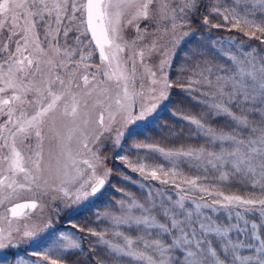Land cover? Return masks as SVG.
I'll list each match as a JSON object with an SVG mask.
<instances>
[{
    "label": "snow or ice",
    "instance_id": "1",
    "mask_svg": "<svg viewBox=\"0 0 264 264\" xmlns=\"http://www.w3.org/2000/svg\"><path fill=\"white\" fill-rule=\"evenodd\" d=\"M164 111L203 143H135L147 156L133 162L130 126ZM113 150L143 199L110 182ZM98 205L115 207L47 232L38 260L15 251ZM37 208L43 223L24 211ZM0 209V264H264V0H0Z\"/></svg>",
    "mask_w": 264,
    "mask_h": 264
},
{
    "label": "trees",
    "instance_id": "2",
    "mask_svg": "<svg viewBox=\"0 0 264 264\" xmlns=\"http://www.w3.org/2000/svg\"><path fill=\"white\" fill-rule=\"evenodd\" d=\"M142 23H147V21H144ZM141 23V27L143 28V24ZM199 27V26H197ZM128 28H131L132 32H135V29L131 26ZM213 34L219 37L220 35H228L227 32H218L216 30H213ZM134 39V38H132ZM247 44L252 46H257L260 44L259 41L255 39H246L245 41ZM183 47V45L181 46ZM98 59V57H94ZM182 59V53L178 49L176 52V57L173 60L174 61V67L177 62H179ZM174 99L178 102H181V104L195 113L197 111V108L194 107L192 104H190L187 100H182L181 96L177 95L174 97ZM212 124L214 127H224L225 122L224 120H213ZM135 130V133H138L139 135H136L134 133L132 139L125 140L126 148V154L132 155L133 157H144L147 156V151L145 149H140L137 151L135 148L132 147L135 143H142V144H150V145H158L159 147L163 148H178L181 145H189L192 147H196L203 143L202 139L199 137H196L195 135H192L189 131L190 125L187 124V122L179 119L178 117L174 118L169 115L168 111L161 112L157 118L150 117L147 121L144 122V124L140 126H136L133 128ZM159 162V161H158ZM115 161L113 158L108 159V167L113 168V175L112 178L114 180H111L110 182H114L118 186H120L123 189H126V184L120 179V169H117L116 165L114 164ZM122 169V168H121ZM126 169H124L125 172ZM185 172H188L189 170L185 167ZM134 175V174H133ZM134 177V176H132ZM123 182V184H122ZM113 184V183H112ZM233 190L235 191L236 188L234 187ZM132 193L136 196L138 195V192L135 188H132ZM137 192V193H136ZM112 200H117L116 195L111 197ZM114 205H98L94 207L91 210H79L77 207L75 208H69L73 209L76 212L74 213L72 218V221L78 225H85L88 224L89 221H93L96 219V217L93 215L94 212L97 213H104L105 211H108L109 209H114ZM97 224L99 225L100 229L105 228L102 225H107L104 221H97ZM93 227H96V224L92 225ZM111 235V233H109ZM132 235H135V233H132ZM28 239V238H26ZM25 240V239H24ZM85 247H87V241H85ZM23 248L22 245L18 249ZM87 254L79 255L74 254L67 257V264H83V261L86 259Z\"/></svg>",
    "mask_w": 264,
    "mask_h": 264
},
{
    "label": "rangeland",
    "instance_id": "3",
    "mask_svg": "<svg viewBox=\"0 0 264 264\" xmlns=\"http://www.w3.org/2000/svg\"><path fill=\"white\" fill-rule=\"evenodd\" d=\"M142 24L144 25L145 23H142ZM124 37L127 40H131L132 38H135V32H132L131 28H127L125 30V32H124ZM200 39H201V43H206V41H204L202 38H200ZM210 55H214V54H212L210 52ZM94 59H96V58H94ZM216 59L220 63H225L226 62L221 56H217ZM173 65H174V61H173ZM144 122L145 121H138L136 125H132L130 127L133 129L136 126H140V125L144 124ZM105 146H106V149H107V147H109V145H108V143L106 141H105ZM125 149H127L126 148V145L124 147V151H125ZM125 153H126V151H125ZM107 154H108V159L109 158H113L114 159V161H115L114 164L116 165V167H118L117 169L124 168L123 164L119 160H116L115 159V150L110 151ZM127 155L129 156L130 160H132L133 162H135L137 160V158H140L141 160H143L146 157V156H144V157H137V158H135L132 155H129V154H127ZM159 162H163V161H159ZM163 163H165V166H167L166 162H163ZM124 169H126L125 170V173H127L131 177L134 176L132 178H133V180L136 181V183H134V184H130V183H126L125 182V184L127 186H126V189H124V190L127 191V192L132 193L133 192L132 191V188H135L137 190V192H138V195H139V196H136V195L135 196L137 198L143 199L142 194H141V191L138 190V184H139L138 174L137 173H134V172H131L127 168H124ZM111 180H114V178L111 179ZM112 183L115 186V188H121L120 186H118L114 182H112ZM145 183H152L154 185V187L158 186V187L164 188L170 194H172L174 196V198H175V192H174V190H173V188H172L171 185H167V186L158 185V183L156 181L145 182ZM122 184H123V182H122ZM106 190L110 193V196L109 197H105V199H109V198L113 197L114 195H116V198L117 199L122 198V195H123L122 193L115 192L114 189H108L107 186H106ZM23 199H30V194L29 193H24V195L20 199V201H22ZM45 199L47 200V198H45ZM56 203H59V202L58 201H56V202H49V205L45 207L44 213H43L45 220L48 217H54L55 216V213L52 211V208L54 207V205ZM73 208H75V206ZM0 210H2V209H0ZM25 212L26 213H30V218L33 219V220H36L37 223H43L44 222V220L36 219L37 218V215L39 213V208H37L36 210H30L29 209V210H27ZM75 212H76V210L74 211L73 209L72 210L71 209H65V211L60 214V218L58 220L53 219V228L52 229H46L43 233H41L39 242L34 243V242L29 241V239H26L25 238V240H23L21 242V244H20V245L23 246V248L16 249L15 251H17L20 255H28L30 257V259L38 260L39 257H31L30 256L31 250L33 248L44 249L46 247H50L52 245V243L54 242L55 237H53L51 240L44 239V237L46 236L47 232L53 231V229L63 230V231H69V232L74 231L73 229L70 228V223L71 222H74V221H72V218L75 217V215H74ZM73 215H74V217H73ZM102 226L107 227V225H102ZM46 264H47V262H46Z\"/></svg>",
    "mask_w": 264,
    "mask_h": 264
},
{
    "label": "water",
    "instance_id": "4",
    "mask_svg": "<svg viewBox=\"0 0 264 264\" xmlns=\"http://www.w3.org/2000/svg\"><path fill=\"white\" fill-rule=\"evenodd\" d=\"M19 202H21V203H28V202H31V199H29V200H22V201H19ZM28 209H25L24 211H27Z\"/></svg>",
    "mask_w": 264,
    "mask_h": 264
}]
</instances>
